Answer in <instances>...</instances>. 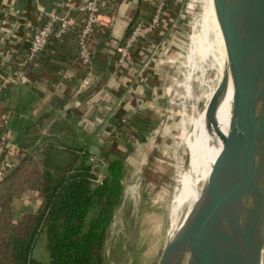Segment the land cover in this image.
Here are the masks:
<instances>
[{
  "label": "crops",
  "instance_id": "1",
  "mask_svg": "<svg viewBox=\"0 0 264 264\" xmlns=\"http://www.w3.org/2000/svg\"><path fill=\"white\" fill-rule=\"evenodd\" d=\"M86 1L0 0V112H10L9 130L16 147L24 149L20 142L54 139L83 144L90 156L98 158L99 147L109 144L111 150L103 148L104 153L127 159L144 143L140 134L153 136L163 121L179 57L178 29H184L185 0H169L156 31L136 43L120 68V46L137 22L151 19L156 0H119L112 6L110 25L99 26L94 35L92 77L99 84L93 88L81 86L84 71L75 30L62 40H52L35 62L21 67L31 36L45 22L46 13L71 16L78 22L77 8ZM122 136L138 145L129 154L120 145ZM40 204L36 189L13 197V220L36 212Z\"/></svg>",
  "mask_w": 264,
  "mask_h": 264
},
{
  "label": "water",
  "instance_id": "2",
  "mask_svg": "<svg viewBox=\"0 0 264 264\" xmlns=\"http://www.w3.org/2000/svg\"><path fill=\"white\" fill-rule=\"evenodd\" d=\"M213 3L227 70L204 112L208 133L220 136L223 147L157 264H263L264 0ZM230 88L231 117L224 134L218 111ZM189 163L187 150L184 171Z\"/></svg>",
  "mask_w": 264,
  "mask_h": 264
},
{
  "label": "rangeland",
  "instance_id": "3",
  "mask_svg": "<svg viewBox=\"0 0 264 264\" xmlns=\"http://www.w3.org/2000/svg\"><path fill=\"white\" fill-rule=\"evenodd\" d=\"M184 3V29H178L179 57L163 121L157 132L125 159L123 198L107 230L105 264H157L168 237L187 210L177 199L183 195L190 174L196 180L208 176L223 147L222 138L212 137L204 126V111L222 77L221 57L215 49L203 58L200 44L192 37L202 31L204 2ZM219 117L218 111L220 129L227 134L226 124ZM103 148L99 147L96 153L100 163H105L97 168V174L105 178L107 159L114 156L104 153ZM187 150L190 163L184 171ZM39 162L40 156L35 155L34 161L23 169L21 180L31 175ZM30 188L27 184L17 196ZM0 193L4 195L5 191L0 189ZM2 236L4 229H0V239ZM33 252L35 258L47 260L45 234H39Z\"/></svg>",
  "mask_w": 264,
  "mask_h": 264
},
{
  "label": "trees",
  "instance_id": "4",
  "mask_svg": "<svg viewBox=\"0 0 264 264\" xmlns=\"http://www.w3.org/2000/svg\"><path fill=\"white\" fill-rule=\"evenodd\" d=\"M120 139L128 154L138 146L125 136ZM139 139L148 140L144 134ZM20 146L28 150L25 156L9 174L0 177L5 191L0 194V229L5 234L0 239V264H105L107 230L123 195L125 159L116 155L110 160L106 177L97 184L89 150L83 144L46 142L43 138L37 144L20 142ZM103 147L111 150L109 144ZM35 155L40 156V166L21 180L23 169ZM27 184L38 190L40 207L14 221L11 200ZM41 233L47 237L49 255L45 261L33 257Z\"/></svg>",
  "mask_w": 264,
  "mask_h": 264
},
{
  "label": "built area",
  "instance_id": "5",
  "mask_svg": "<svg viewBox=\"0 0 264 264\" xmlns=\"http://www.w3.org/2000/svg\"><path fill=\"white\" fill-rule=\"evenodd\" d=\"M118 1L87 0L77 8L79 13L78 22L71 16H60L53 12L46 13L45 22L35 28L31 36L26 58L20 63V66L24 67L29 63L35 62L52 40H62L71 30H75L78 59L84 71L81 86L87 89L98 85V81L92 77L94 35L99 26L110 25L112 18L108 15V11ZM167 3L168 0H156L151 19L145 22L139 21L134 25L119 48L118 68L129 60L131 51L138 41L150 37L156 31L164 15ZM19 74L23 76L22 73ZM7 80L8 78L5 79V81ZM76 104L81 105V101L77 100ZM9 123L10 112H0V177L13 170L25 155L24 149L13 144ZM90 161L92 163L91 172L96 175L93 181L98 184L102 183L104 178L97 174V168L100 166L99 158L91 155Z\"/></svg>",
  "mask_w": 264,
  "mask_h": 264
},
{
  "label": "bare ground",
  "instance_id": "6",
  "mask_svg": "<svg viewBox=\"0 0 264 264\" xmlns=\"http://www.w3.org/2000/svg\"><path fill=\"white\" fill-rule=\"evenodd\" d=\"M204 2V10L202 14V31L198 35L192 36L196 43L200 44L201 54L204 58L209 53L218 50V53L221 57L220 69L222 76L227 70V61H226V53L225 46L222 37V33L218 24V20L216 17V12L214 8L213 0H202ZM205 44V45H204ZM199 48V49H200ZM218 55V57H219ZM202 58V59H203ZM218 60V59H217ZM231 102H232V91L229 89L227 96L225 97L221 107L219 109L220 117L222 122L226 124V130L228 132L230 117H231ZM260 110H264V104L260 106ZM206 126V125H204ZM194 145V144H193ZM191 171V170H190ZM208 176L201 178L200 180H196L192 174L189 176V181L186 188L183 190V195L178 197L177 200L183 202L185 206H190L194 201L193 198H197L200 192V186L206 181ZM264 264V260H263Z\"/></svg>",
  "mask_w": 264,
  "mask_h": 264
}]
</instances>
